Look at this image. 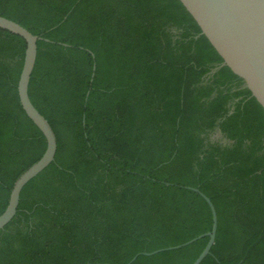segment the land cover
<instances>
[{"label": "trees", "instance_id": "trees-1", "mask_svg": "<svg viewBox=\"0 0 264 264\" xmlns=\"http://www.w3.org/2000/svg\"><path fill=\"white\" fill-rule=\"evenodd\" d=\"M0 14L50 39L29 95L57 139L0 229V264H128L186 242L213 219L184 186L217 210L200 264H264V107L180 0H0ZM26 46L0 27V214L47 146L18 93ZM208 240L130 264H192Z\"/></svg>", "mask_w": 264, "mask_h": 264}, {"label": "water", "instance_id": "water-1", "mask_svg": "<svg viewBox=\"0 0 264 264\" xmlns=\"http://www.w3.org/2000/svg\"><path fill=\"white\" fill-rule=\"evenodd\" d=\"M201 27L214 48L223 58V64L242 77L252 95L264 107V0H180ZM0 27L22 35L27 42L24 62L18 80L20 102L27 115L39 127L46 137L47 146L38 161L24 171L15 181L8 204L0 214V229L4 228L17 212L20 193L25 184L40 173L55 158L57 139L48 119L39 111L29 95V83L37 57L38 40L50 39L30 31L18 21L0 14ZM64 45H68L64 43ZM96 64L93 65V71ZM94 76V72L92 74ZM184 186V185H180ZM199 193L209 204L212 211V229L199 234L181 244L159 248L153 251L139 252L128 262L134 261L140 253L151 255L160 251L180 248L198 238L208 236L209 240L193 261L200 264L211 252L217 227V210L211 198L199 187L184 186Z\"/></svg>", "mask_w": 264, "mask_h": 264}, {"label": "rangeland", "instance_id": "rangeland-1", "mask_svg": "<svg viewBox=\"0 0 264 264\" xmlns=\"http://www.w3.org/2000/svg\"><path fill=\"white\" fill-rule=\"evenodd\" d=\"M212 138L213 139H222V136H221V134L217 131V132H215V133H213L212 134Z\"/></svg>", "mask_w": 264, "mask_h": 264}]
</instances>
